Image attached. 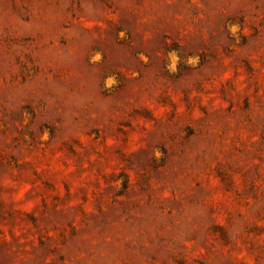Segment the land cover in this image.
<instances>
[{
  "label": "rangeland",
  "instance_id": "obj_1",
  "mask_svg": "<svg viewBox=\"0 0 264 264\" xmlns=\"http://www.w3.org/2000/svg\"><path fill=\"white\" fill-rule=\"evenodd\" d=\"M0 264H264V0H0Z\"/></svg>",
  "mask_w": 264,
  "mask_h": 264
}]
</instances>
